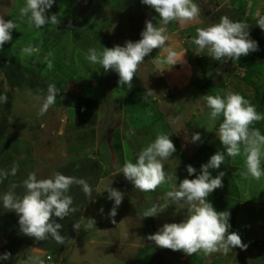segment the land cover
Here are the masks:
<instances>
[{
	"label": "rangeland",
	"instance_id": "rangeland-1",
	"mask_svg": "<svg viewBox=\"0 0 264 264\" xmlns=\"http://www.w3.org/2000/svg\"><path fill=\"white\" fill-rule=\"evenodd\" d=\"M125 1L55 0L46 15H57L60 23L37 29L29 27L26 19H19L25 0H2L0 12L7 11L3 18L15 20L20 27L12 30V40L0 50V95L8 98L6 104L0 103V171L9 173L7 178L0 176V256L11 254L8 260L0 259V264H26L28 257L43 260L45 256L50 259L44 264H264V177L260 181L240 177L245 168L243 154L229 157L223 185L237 189L239 202L231 232L240 235L248 245L246 249L189 256L160 248L147 237L165 223L183 222L187 208L169 204L156 216L143 217L153 203L167 200L166 193L173 186L189 179L185 160L199 146L226 154L217 136L218 120L209 118L210 109L203 96L219 89L223 94L228 90L240 92L264 114V59L251 56L256 68L247 84L240 81L245 71L237 69L231 60H213L191 43L197 28L216 24L222 16L233 20L239 14L255 19L264 14V0H194L201 9L197 21L184 25L172 21L166 27V46L173 47L183 62L165 65L161 73L153 60L164 58L166 53L153 49L132 81L130 90L146 103L144 107L140 100L130 103L113 85L108 88L111 77H119L118 73L105 71L86 59L89 49L102 51L103 47L124 46L129 41ZM140 12L143 20L138 21L140 31L136 36L133 33V42L142 38L147 20L157 26L161 23L159 14L149 6L142 4ZM30 43L40 46V57L19 58L21 48ZM49 51L54 54L50 71L42 62ZM50 83L60 93L41 116L38 112ZM253 127L264 134V120ZM195 133L200 134V140L193 142ZM158 134L169 135L176 148L163 162L172 180L154 192H140L119 169L126 159L135 162ZM16 164L18 170L12 175L11 168ZM261 166L264 168V160ZM32 172L38 179L50 178L54 172L82 178L93 189L89 199L81 186H71L68 194L78 211L63 220L55 218L63 226L61 235L66 237L62 245L50 235L45 241L24 235L19 216L3 207V195L12 184L17 185V196L25 194L23 181ZM109 184L124 194L117 215L111 218L114 201L108 199L107 191L102 192ZM88 218L95 219L96 228L73 229V224L83 225Z\"/></svg>",
	"mask_w": 264,
	"mask_h": 264
},
{
	"label": "clouds",
	"instance_id": "clouds-1",
	"mask_svg": "<svg viewBox=\"0 0 264 264\" xmlns=\"http://www.w3.org/2000/svg\"><path fill=\"white\" fill-rule=\"evenodd\" d=\"M54 2L55 0H25L24 6L19 9V19H26L29 27L34 26L37 29L48 24L56 27L60 23L58 16L46 15V11ZM141 3L159 14L160 26L147 20L139 41H126L124 46L103 47L102 51L92 48L86 54V59L91 63L100 64L105 71L113 70L118 73V84L127 85L129 90L140 65L153 49L158 48L166 53L164 58L153 60L161 73L166 69L165 65L173 66L183 62L173 47L166 46L169 40L166 27L172 21L181 25L195 22L201 12L200 6L194 0H141ZM4 15H7V11L0 13V50L12 40V30L20 27L13 19L6 21ZM257 24L264 30V17H260ZM248 29L247 22L233 21L228 16H222L216 24L197 28L191 43L195 44L200 52L206 51L208 57L213 60L224 63L231 60L235 64L242 56L259 50L258 43L250 38ZM41 51L39 45L30 43L21 48L18 55L21 59L34 56L39 58ZM53 58V52L49 51L42 59L49 71L53 69ZM208 75L211 76V73ZM58 93L60 89L50 83L38 115L47 113L56 103ZM151 93L152 91H149V94ZM203 99L210 109L209 118L212 121L223 118L217 136L226 149V155L234 158L243 154L245 157V168L240 171V177L260 181L264 177V168L261 166L264 160V134L253 125L264 120V114L259 113L250 100L231 90L224 95H205ZM7 100L6 95H0V103L6 104ZM191 139L193 142L199 141L200 134H193ZM175 151V145L169 135L158 134L153 142L139 152L135 162L126 159L119 173H123L140 192H154L172 180L165 171L163 162L169 160ZM224 160L225 152H216L206 164L201 165L200 174L195 179H183L178 186H173V190L166 193L167 200L163 204L153 203L143 212V217H154L169 204H174L184 205L188 213L183 222L165 223L155 234L149 235L148 240L154 241L160 248L183 251L189 256L199 252L206 256L217 252L228 254L231 249L248 247L238 233L229 232L230 213L218 212L207 199L214 190L223 187L222 178L225 173L221 171L213 177L209 170L219 169ZM18 167V164L13 165L12 175L16 174ZM186 170L189 176L196 173V169L191 165H188ZM8 175L7 171H0L3 178ZM23 185L26 192L22 197L17 196L14 191L17 185H11L10 190L3 195V207L19 216L20 230L24 235L36 241H45L50 235L58 244H64L66 237L61 235L60 231L63 226L57 223L55 218L63 220L70 213L78 211L72 206L73 198L68 194L72 185L81 186L89 199L93 196L92 187L85 179L66 176L60 172H54L50 178L45 179H38L34 172L29 173ZM104 191H107L108 199L114 201L109 217H115L124 194L110 184L102 192ZM100 211L103 212V209ZM86 221L83 225L79 222L73 224V229L78 232L81 228L88 231L95 227V219L88 218ZM112 223L115 224L116 221L113 219ZM10 256V253H4L0 259L8 260ZM26 264H44V261L38 257H28Z\"/></svg>",
	"mask_w": 264,
	"mask_h": 264
},
{
	"label": "trees",
	"instance_id": "trees-1",
	"mask_svg": "<svg viewBox=\"0 0 264 264\" xmlns=\"http://www.w3.org/2000/svg\"><path fill=\"white\" fill-rule=\"evenodd\" d=\"M142 4L143 3H141V0H126L125 1L126 21L129 26L128 39L129 41H132V42H133L132 36L134 35L133 33L135 32V36H136L138 35L140 31L138 27V21L143 20L142 13L140 12V7ZM260 17H264V14L259 15L255 19L249 18L248 16H244V15L240 16L239 14H237V16L233 19V21L247 22L249 25L248 31H249L250 38L255 40L258 43V49H259L258 51L252 52L247 56H242L240 60L235 64L231 61V63L234 64L237 67V69L245 71V73L243 74L244 76L241 77L240 81L246 82L247 84L249 83V80H248L249 76L252 75V73L254 72V68H256L253 62H251L252 57L254 56L256 58L264 59V30H262L257 24V21ZM114 75L110 79L108 88L111 89L113 85L117 89L123 91V94H124L123 97L126 96L127 98H129L130 101H132L130 102L132 104H135L133 102L140 103L138 100H140L142 103L143 100L139 97V95L135 91L129 90L125 85L120 86L118 84L119 77L116 78ZM206 87L210 88L209 85H206ZM236 93H240V92H236ZM217 94L224 95L220 89L213 92V95H217ZM142 104H143L142 107L146 105V103L145 104L142 103ZM95 111L97 110L95 109L93 112ZM221 122H222V117L218 119L215 125L217 129L219 128V124ZM215 153H216L215 151L211 150L209 147L205 145L199 146L193 152L190 158L185 160L184 171L186 172L188 178L195 179L196 176L200 174L201 165L206 164L209 161L210 157L214 155ZM228 160H229V157L225 154V160H224V163L221 165V167L219 169H210L209 171L210 172L217 171V174L222 171L225 173L222 180L225 179V176L227 175L228 168H229ZM188 165H191L196 169V173H194L192 176H189L187 173L186 168ZM213 177H215V174L213 175ZM237 198H238V193L234 185H231L229 187H226L225 185H223L222 188H218L217 190L213 191V193H211L207 199H208V202H210L218 212L228 211L230 213L229 223L232 227L235 214L237 212L236 211L237 205L239 202ZM231 227L229 229V232H231L232 230Z\"/></svg>",
	"mask_w": 264,
	"mask_h": 264
},
{
	"label": "crops",
	"instance_id": "crops-1",
	"mask_svg": "<svg viewBox=\"0 0 264 264\" xmlns=\"http://www.w3.org/2000/svg\"><path fill=\"white\" fill-rule=\"evenodd\" d=\"M9 1V0H8ZM64 1V0H63ZM69 1V0H68ZM2 4V0H0V5ZM1 13V12H0ZM91 85V84H90ZM89 85V86H90ZM91 87V86H90ZM262 240H264V239H262ZM32 252H34V253H37V252H35L34 250H32ZM48 257V256H47ZM50 259V258H49ZM49 259L48 260H46V256L44 257V259H43V261H49ZM50 264H52V263H50Z\"/></svg>",
	"mask_w": 264,
	"mask_h": 264
},
{
	"label": "built area",
	"instance_id": "built-area-1",
	"mask_svg": "<svg viewBox=\"0 0 264 264\" xmlns=\"http://www.w3.org/2000/svg\"><path fill=\"white\" fill-rule=\"evenodd\" d=\"M48 259H49V257L46 256V260H48Z\"/></svg>",
	"mask_w": 264,
	"mask_h": 264
}]
</instances>
